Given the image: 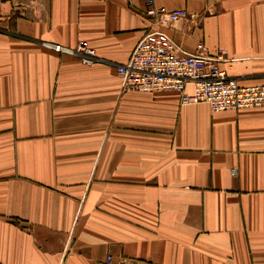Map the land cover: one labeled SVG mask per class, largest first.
<instances>
[{"label": "crops", "instance_id": "1", "mask_svg": "<svg viewBox=\"0 0 264 264\" xmlns=\"http://www.w3.org/2000/svg\"><path fill=\"white\" fill-rule=\"evenodd\" d=\"M152 1L194 16L0 0V264H264V108L180 104L123 90L116 72L158 29L264 84V0ZM82 39L91 65L45 46Z\"/></svg>", "mask_w": 264, "mask_h": 264}, {"label": "built area", "instance_id": "2", "mask_svg": "<svg viewBox=\"0 0 264 264\" xmlns=\"http://www.w3.org/2000/svg\"><path fill=\"white\" fill-rule=\"evenodd\" d=\"M144 14L167 21L194 16L184 8L155 7L152 0H145ZM45 46L76 56L84 65L97 60L95 49L83 39L73 47L59 43H45ZM233 60L222 48L208 52L202 42L194 51H187L165 31L149 29L137 40L127 60L116 65V72L123 90L174 91L180 104L206 103L211 111L264 108V84H240L221 66ZM189 83L193 86L191 92L186 91ZM110 258L108 255L103 264H109Z\"/></svg>", "mask_w": 264, "mask_h": 264}]
</instances>
